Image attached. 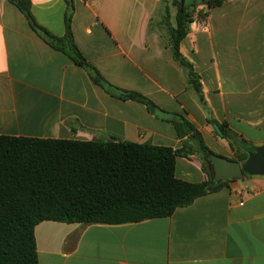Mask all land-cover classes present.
Listing matches in <instances>:
<instances>
[{"label":"crops","instance_id":"1","mask_svg":"<svg viewBox=\"0 0 264 264\" xmlns=\"http://www.w3.org/2000/svg\"><path fill=\"white\" fill-rule=\"evenodd\" d=\"M192 7L180 52L169 45L173 0H72L74 41L103 78L155 105L123 99L55 50L11 0H0V136L122 141L180 150L176 178L202 183L212 166L200 150L235 160L219 128L264 146V0ZM66 0H31L36 22L65 35ZM206 15V16H204ZM173 121L196 133L179 136ZM186 128V127H185ZM249 151L248 155L250 152ZM39 264H264V175L228 181L170 217L121 225L45 221L35 228Z\"/></svg>","mask_w":264,"mask_h":264},{"label":"trees","instance_id":"2","mask_svg":"<svg viewBox=\"0 0 264 264\" xmlns=\"http://www.w3.org/2000/svg\"><path fill=\"white\" fill-rule=\"evenodd\" d=\"M11 1L42 40L87 69L96 84L123 99L141 102L150 111L155 109L143 95L110 85L89 64L74 41L72 0H66V31L62 37L36 22L31 0ZM223 2L205 0L209 8ZM173 4L178 10L169 45L175 60L187 71L189 84L200 92L198 76L180 52L194 11L185 5V0H173ZM195 5L193 0L192 7ZM173 124L179 136L191 132L197 135L186 121ZM219 132L235 152V160L245 163L253 149L240 144L232 131L220 127ZM200 150L206 156L211 154L202 141ZM181 154L169 147L114 140L0 136V264H39L35 228L42 222L121 225L170 217L178 208L228 184H215L213 176L202 183L179 180L175 170Z\"/></svg>","mask_w":264,"mask_h":264},{"label":"water","instance_id":"3","mask_svg":"<svg viewBox=\"0 0 264 264\" xmlns=\"http://www.w3.org/2000/svg\"><path fill=\"white\" fill-rule=\"evenodd\" d=\"M197 3H201V0H197ZM207 160L212 166L215 184L242 180L245 176L264 175V146L250 152L245 163L215 154L207 155Z\"/></svg>","mask_w":264,"mask_h":264}]
</instances>
